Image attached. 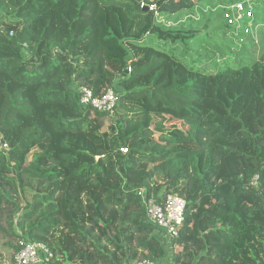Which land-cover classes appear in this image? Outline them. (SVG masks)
Returning <instances> with one entry per match:
<instances>
[{
	"label": "trees",
	"instance_id": "1",
	"mask_svg": "<svg viewBox=\"0 0 264 264\" xmlns=\"http://www.w3.org/2000/svg\"><path fill=\"white\" fill-rule=\"evenodd\" d=\"M207 1L0 0V264L22 241L59 264H264V49L228 51L227 19L159 21ZM227 2L264 26V0ZM82 87L121 102L84 112ZM142 190L187 202L170 263Z\"/></svg>",
	"mask_w": 264,
	"mask_h": 264
},
{
	"label": "built area",
	"instance_id": "2",
	"mask_svg": "<svg viewBox=\"0 0 264 264\" xmlns=\"http://www.w3.org/2000/svg\"><path fill=\"white\" fill-rule=\"evenodd\" d=\"M253 15L251 8L247 7L245 2H240L231 7L225 18L235 26L237 34L239 31L245 38L252 36ZM245 22L246 25L243 24ZM77 94L79 105L84 112L88 108H93L98 112L113 113L121 102V94L114 88L109 89L102 97H94L93 92L86 87L79 88ZM123 152L126 153L127 150ZM141 197L147 219L155 229V236L164 244H170L174 238L178 237L180 227L185 221L186 200L177 194H169L163 203H159L154 198L148 197L145 190H142ZM21 245L22 248L15 255V264H51L56 260L55 253L43 243L22 241ZM137 264L161 263L142 259Z\"/></svg>",
	"mask_w": 264,
	"mask_h": 264
},
{
	"label": "rangeland",
	"instance_id": "3",
	"mask_svg": "<svg viewBox=\"0 0 264 264\" xmlns=\"http://www.w3.org/2000/svg\"><path fill=\"white\" fill-rule=\"evenodd\" d=\"M226 0H208L207 2H205L204 4H202L201 6H199L197 9L195 10H191V11H184L180 14H176V15H165L163 17L160 18V22L161 23H166L168 25H174V26H179L183 23L188 24L189 21L191 19L194 20L193 26H197L200 25L202 22V18L204 16H208L209 18L216 19L215 21L212 22V25L215 26H221L226 24L225 20H226V13L228 12V10L231 9L232 6L240 3L237 2L235 4H233L232 6H228V2L226 4H224ZM229 7V8H228ZM227 12L225 13V15H223V12L225 11V9H227ZM244 25H246L247 23H243ZM218 35H215L216 37L220 38L222 40V42H225V47L228 49V51L232 52L233 54H238V52H240L238 47H232V44H235V46H243V45H248V48L251 51V38L254 40V47L252 48L254 50V52L257 53V55H260L262 50L264 49V26L262 25H258L257 27H252V36L250 39H246L248 36H246L245 38L243 37L244 34H242L241 32L238 31V35L239 39L237 37H235V35L231 32V31H221L218 32ZM217 34V33H215ZM231 45V46H230ZM213 46V45H212ZM214 47H218V48H222V45H220V43L215 42L214 43ZM216 54L217 51L215 49H212ZM241 57V56H240ZM242 58V57H241ZM233 59H235L233 57ZM210 65V64H209ZM212 66V65H210ZM77 86H74V89H76ZM159 137V134L156 135ZM5 147V146H3ZM5 149V148H4ZM125 153V152H124ZM157 167H161V166H157ZM161 169H155V171L153 172V177H152V181L153 183H155L156 181H158L161 177H162V173H161ZM20 204L21 206L25 207L26 202L25 200H23V198L20 199ZM26 208H24L21 213H25ZM129 214L128 217V223L130 225L133 226L134 223V215ZM2 240L0 239V247L2 246ZM164 250L166 252V257H165V263H170L172 261V251H171V242L170 244H164L163 245ZM1 250V248H0ZM0 254L4 257L5 255V251H0ZM7 256L10 258L12 256H14V252L10 251L7 253ZM62 263V259L57 256L56 260L54 263Z\"/></svg>",
	"mask_w": 264,
	"mask_h": 264
}]
</instances>
